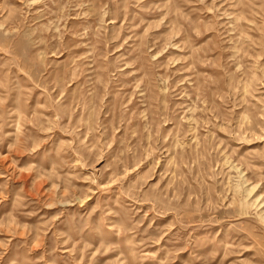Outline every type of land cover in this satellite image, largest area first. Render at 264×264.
I'll return each mask as SVG.
<instances>
[{
	"label": "rangeland",
	"instance_id": "1",
	"mask_svg": "<svg viewBox=\"0 0 264 264\" xmlns=\"http://www.w3.org/2000/svg\"><path fill=\"white\" fill-rule=\"evenodd\" d=\"M0 264H264V0H0Z\"/></svg>",
	"mask_w": 264,
	"mask_h": 264
}]
</instances>
